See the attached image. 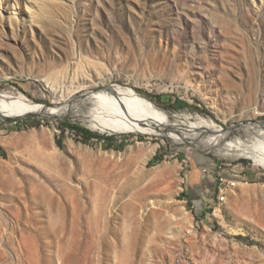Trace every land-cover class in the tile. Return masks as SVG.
Returning a JSON list of instances; mask_svg holds the SVG:
<instances>
[{
	"label": "rangeland",
	"instance_id": "obj_1",
	"mask_svg": "<svg viewBox=\"0 0 264 264\" xmlns=\"http://www.w3.org/2000/svg\"><path fill=\"white\" fill-rule=\"evenodd\" d=\"M119 87L228 134L89 129ZM6 94L67 115L0 120V264H264V167L214 153L263 149L264 0H0Z\"/></svg>",
	"mask_w": 264,
	"mask_h": 264
},
{
	"label": "bare ground",
	"instance_id": "obj_2",
	"mask_svg": "<svg viewBox=\"0 0 264 264\" xmlns=\"http://www.w3.org/2000/svg\"><path fill=\"white\" fill-rule=\"evenodd\" d=\"M91 98L100 99L101 104L105 106L111 115V122L95 119L88 124L89 129L102 134L161 136L169 138L174 144L188 142L202 149L210 146L214 135L219 133L226 136L228 134L227 132L221 133V130L213 122L204 119L184 125L175 116H170L168 112L157 108L143 96L129 88L121 89L119 87L108 91L96 92L92 94ZM0 114L7 117L34 115L39 118H57L67 115L57 107L47 108L36 104L22 94L4 95L0 99ZM251 125L246 126L245 129H252ZM215 131L216 134L213 133ZM261 147H263L262 151L252 148V146H245L239 141H232V143L225 145L223 148L219 147L222 152L214 153L222 158L231 160L242 157H254L264 167V145Z\"/></svg>",
	"mask_w": 264,
	"mask_h": 264
},
{
	"label": "trees",
	"instance_id": "obj_3",
	"mask_svg": "<svg viewBox=\"0 0 264 264\" xmlns=\"http://www.w3.org/2000/svg\"><path fill=\"white\" fill-rule=\"evenodd\" d=\"M172 108H184V107H191L188 103L181 101V100H175L173 101V104L171 105ZM13 122H17V121H13ZM63 126H68L67 123H63ZM81 132L83 133L84 137L86 140H88V138H94L97 139L99 141H104L107 145L110 144V141L112 140V137H107V136H101L98 134H94L91 131L84 129V128H80ZM2 150L0 148V155H2ZM159 160V157H155V159L152 161V163L156 162ZM263 180V179H262Z\"/></svg>",
	"mask_w": 264,
	"mask_h": 264
},
{
	"label": "water",
	"instance_id": "obj_4",
	"mask_svg": "<svg viewBox=\"0 0 264 264\" xmlns=\"http://www.w3.org/2000/svg\"><path fill=\"white\" fill-rule=\"evenodd\" d=\"M44 106L47 107V108H50L51 107V105H45V104H44ZM30 117H37V116L27 115V116H23V117L11 118V117H5V116H3V115L0 114V120L5 121V122H8V121H16V120H19V119H26V118H30ZM44 119H48V118H44ZM49 119L50 120H54V118H49ZM63 119L64 118L57 119V120H63ZM183 144L197 148L196 146H194V145H192L191 143H188V142L183 143Z\"/></svg>",
	"mask_w": 264,
	"mask_h": 264
},
{
	"label": "built area",
	"instance_id": "obj_5",
	"mask_svg": "<svg viewBox=\"0 0 264 264\" xmlns=\"http://www.w3.org/2000/svg\"><path fill=\"white\" fill-rule=\"evenodd\" d=\"M222 181V180H221ZM222 183H224V181H222ZM221 193L223 194V191L221 190Z\"/></svg>",
	"mask_w": 264,
	"mask_h": 264
}]
</instances>
